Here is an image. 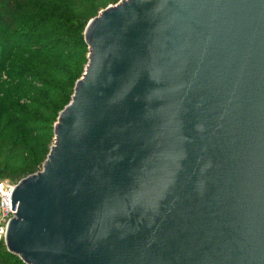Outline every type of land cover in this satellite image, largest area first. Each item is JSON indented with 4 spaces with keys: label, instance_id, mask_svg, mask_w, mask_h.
I'll list each match as a JSON object with an SVG mask.
<instances>
[{
    "label": "water",
    "instance_id": "95a60500",
    "mask_svg": "<svg viewBox=\"0 0 264 264\" xmlns=\"http://www.w3.org/2000/svg\"><path fill=\"white\" fill-rule=\"evenodd\" d=\"M4 246L24 264H264V0H120Z\"/></svg>",
    "mask_w": 264,
    "mask_h": 264
},
{
    "label": "trees",
    "instance_id": "16d2710c",
    "mask_svg": "<svg viewBox=\"0 0 264 264\" xmlns=\"http://www.w3.org/2000/svg\"><path fill=\"white\" fill-rule=\"evenodd\" d=\"M112 4L120 0H106ZM103 0H93L92 3H85L74 17H69L66 21V27L56 14L42 13L40 10L33 9L30 0H0V79L4 74L6 80L13 78L10 71L7 72L5 64L8 62L5 56V43H9L10 49L14 47L13 41H18L19 36L29 40V36L43 31L48 40V44L39 52L38 57H43L49 61L53 50L62 43V38H73V42L67 41L76 50L80 48L77 45H85L83 32L87 23L97 15V12L103 7ZM32 11V12H31ZM25 28L24 31L22 29ZM47 33V34H46ZM9 49V50H10ZM55 60V59H54ZM66 61L74 62V65L67 68L62 74L63 80L57 82L41 81L35 88L28 89L29 100L18 106V117L23 121L19 124L25 132L32 136L31 146L33 151L28 156L20 152L19 144H8L6 139L2 140L1 168L0 173H6L3 178H12L15 183L24 179L30 174L39 170L49 153V139L53 137V126L58 117V113L71 100L73 94L77 60L73 55H68ZM30 65V64H29ZM22 69L28 70L30 75H37L38 70L35 66L21 65ZM15 80V79H14ZM43 91L50 95V99L43 101ZM22 145V144H21ZM23 148L25 146L22 145ZM24 159V160H23ZM0 264H24L17 256H13L6 251L4 244H0Z\"/></svg>",
    "mask_w": 264,
    "mask_h": 264
},
{
    "label": "rangeland",
    "instance_id": "374dc122",
    "mask_svg": "<svg viewBox=\"0 0 264 264\" xmlns=\"http://www.w3.org/2000/svg\"><path fill=\"white\" fill-rule=\"evenodd\" d=\"M92 2L93 0H30L32 5L31 7L33 9L40 10L39 12L42 13L56 14L60 17L61 22H63L65 27L66 21L69 17H74L76 12H78L80 8L84 7L85 3ZM102 3H104L103 7H101V9L97 12V15L108 6L115 5L107 2L106 0H103ZM24 30L25 28L22 29V31ZM29 37V40H26V38L19 36L18 41H13L14 44L12 45H14L15 48L12 50L10 49L11 44L5 43L6 45L4 53L8 59L5 67H7V72L10 71V73H12L13 78L11 80H6L4 78V74H2L0 79V150L2 148V140L6 139L9 145L13 143L19 144L20 152L23 154V156H28L29 152L33 151V147L31 146L33 138L29 133L25 132L19 127V124L23 121L18 117V106L22 103H26L29 100L28 89L37 87V84L32 83L31 80L33 79V81L37 83H40L41 81L43 82L44 80L50 82L63 80L61 74L67 68L74 65V62L65 60L70 54L73 55L77 60L76 68L79 67V72L76 71V76L73 80L75 85L77 80L81 78L85 71L88 57V48L85 42H83L85 45H77V47L80 49L76 50L73 48L75 46L65 43L67 41L75 43L73 38H67L65 35L62 38V43L56 47L55 50H53L54 52L50 57V60L47 61L45 58L37 56L40 55L39 52L42 50V48L38 47H43L49 43L44 32L40 31L38 34ZM21 65H25L26 67L35 66L38 70V74L30 75L28 70L21 68ZM43 95L44 102L50 99V95H47L46 91H43ZM53 141L54 134L53 137L49 139V147L52 146ZM21 144L25 146V148H23ZM41 170L42 166L37 172ZM5 175H7V172L0 173V183H15L12 178H3Z\"/></svg>",
    "mask_w": 264,
    "mask_h": 264
},
{
    "label": "built area",
    "instance_id": "2783aa9c",
    "mask_svg": "<svg viewBox=\"0 0 264 264\" xmlns=\"http://www.w3.org/2000/svg\"><path fill=\"white\" fill-rule=\"evenodd\" d=\"M16 184L0 183V244H4L7 223L14 214L11 210V196Z\"/></svg>",
    "mask_w": 264,
    "mask_h": 264
}]
</instances>
